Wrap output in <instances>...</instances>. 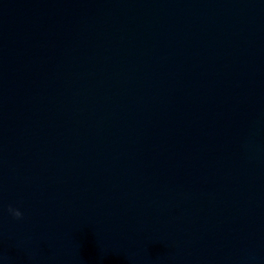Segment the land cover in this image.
I'll use <instances>...</instances> for the list:
<instances>
[{
  "label": "water",
  "instance_id": "water-1",
  "mask_svg": "<svg viewBox=\"0 0 264 264\" xmlns=\"http://www.w3.org/2000/svg\"><path fill=\"white\" fill-rule=\"evenodd\" d=\"M0 264H264V0H0Z\"/></svg>",
  "mask_w": 264,
  "mask_h": 264
},
{
  "label": "clouds",
  "instance_id": "clouds-1",
  "mask_svg": "<svg viewBox=\"0 0 264 264\" xmlns=\"http://www.w3.org/2000/svg\"><path fill=\"white\" fill-rule=\"evenodd\" d=\"M8 211L14 219H17V220L21 219L22 214L18 209L9 208Z\"/></svg>",
  "mask_w": 264,
  "mask_h": 264
}]
</instances>
